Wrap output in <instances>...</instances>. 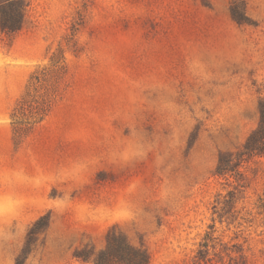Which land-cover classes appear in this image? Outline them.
<instances>
[{
  "label": "rangeland",
  "instance_id": "1",
  "mask_svg": "<svg viewBox=\"0 0 264 264\" xmlns=\"http://www.w3.org/2000/svg\"><path fill=\"white\" fill-rule=\"evenodd\" d=\"M51 57L61 94L23 135ZM261 100L264 0H0V264H93L109 230L148 264H264V154L216 172Z\"/></svg>",
  "mask_w": 264,
  "mask_h": 264
},
{
  "label": "trees",
  "instance_id": "2",
  "mask_svg": "<svg viewBox=\"0 0 264 264\" xmlns=\"http://www.w3.org/2000/svg\"><path fill=\"white\" fill-rule=\"evenodd\" d=\"M67 66L63 59H49L48 65L29 74L21 96L13 106L10 117L16 131L27 134L39 124L52 110L54 102L61 94V84L65 80ZM18 114L20 116L18 117ZM264 154V100L259 104V122L257 127L249 134L243 149L236 153L221 154L218 159V174H225L236 169V160L243 156ZM48 218L42 216L39 219ZM107 235V246L97 253H86L82 260L92 261L93 264H148L149 257L142 247H135L123 241L119 234ZM93 254V255H92ZM19 262V261H18ZM17 262V264H19Z\"/></svg>",
  "mask_w": 264,
  "mask_h": 264
},
{
  "label": "crops",
  "instance_id": "3",
  "mask_svg": "<svg viewBox=\"0 0 264 264\" xmlns=\"http://www.w3.org/2000/svg\"><path fill=\"white\" fill-rule=\"evenodd\" d=\"M25 86V85H24Z\"/></svg>",
  "mask_w": 264,
  "mask_h": 264
}]
</instances>
